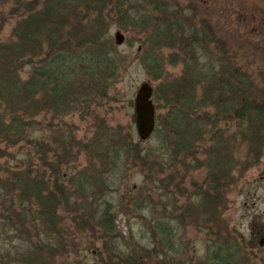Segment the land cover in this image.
<instances>
[{"label":"rangeland","instance_id":"obj_1","mask_svg":"<svg viewBox=\"0 0 264 264\" xmlns=\"http://www.w3.org/2000/svg\"><path fill=\"white\" fill-rule=\"evenodd\" d=\"M139 5L143 7L141 12L145 16L154 17L152 20H157L164 29L173 14L180 21H190L192 25L190 28L186 26L179 40L166 36V43L160 40L158 54L163 59L161 78L154 81L151 68L141 62L143 51L139 50L140 42L137 39L142 36L131 32L134 44L130 48L125 42L116 44L114 33L118 30L117 26L104 21L111 41L122 55L123 65L118 76L111 81L103 97L87 98V104L81 103L77 108L52 119L51 113L40 112L35 135L39 141L53 147L60 133L68 142L71 141L72 145L64 152L61 168L58 169L63 183L70 193H75L80 186V190L85 188V195H91V198L85 202V207H75L84 208L94 218L99 216L106 203L111 205L109 209L116 225L114 241L121 250L135 252L139 258L145 249L152 252V260L148 259L149 263L146 264H197L205 257L206 245L218 247L221 244L224 246L219 252L221 264H264V144L259 151L254 150L258 148V142L241 135L243 124L240 121L234 124L230 120H220L211 125L202 119L201 124H207L201 135L194 132L189 135L188 132L175 136L168 130L174 125L167 126L163 120L169 106H166V101L174 93L170 91V85H178L177 80L186 78L190 71L195 73L197 70H193V67L196 68L198 61L209 63V59L216 58L212 41L216 43L217 39L219 44L230 47L236 65L243 67L246 75H251L258 82V88L264 94V0H140ZM10 7V4L0 3V40H10L11 29L16 22L17 16L9 13ZM120 32L127 36L122 30ZM215 32L216 38L213 39ZM192 39L197 41L194 43ZM185 44L194 48L188 50ZM200 44L203 46L200 47ZM147 45L149 51L151 49V53L156 54ZM185 60L189 67L185 65ZM143 81L149 82L154 89L163 86L169 95L165 97L158 92L160 97L154 101V105L159 123L156 124V132L144 141L136 135L133 114L134 93ZM81 90L79 86L76 88L77 98L81 97ZM195 94L198 98L197 90ZM203 109L194 113L200 115L204 111H213ZM210 129L212 134L220 129L219 137L211 140ZM163 133L168 138L164 139ZM180 136L191 141L187 149L190 157L187 156L185 160L182 154L173 151L175 142L168 140H178ZM218 138L221 141L220 150H225L220 156L227 153L225 159L229 158V162L209 168L205 162L210 147L214 148ZM119 139H124L132 149L119 156L114 164L106 157L108 154L104 155L95 146L98 141L112 145L114 141L108 140ZM22 153L27 151L23 150ZM21 156L18 154L17 157ZM16 161L10 160L8 165L15 166L18 164ZM196 163L200 164L198 168L194 167ZM217 171L223 174L212 182L211 173ZM98 175L107 184L105 190L99 189L96 180L90 179ZM158 179H161L164 188L162 197V190L156 189ZM215 183L216 189L213 188ZM206 196H209V204L204 200ZM77 200L80 203L83 201L82 197ZM161 202L163 204L160 205ZM60 217L64 219L65 232L73 246L55 257L54 262L45 264L115 262L116 257L105 247L108 242L112 243V237H104L97 227L90 231L88 225L81 221L85 217L79 218L76 227L73 226L76 219L74 214L61 212ZM153 217L172 226L177 223L178 231L175 230L171 251L162 254L153 252V249H160L155 245L157 240H154V246L149 244L150 235L146 232L148 222ZM2 239L6 242L10 240L7 235L0 234V242ZM261 239L262 244L259 243ZM228 240L232 244L235 243L232 240H237L240 245L232 246Z\"/></svg>","mask_w":264,"mask_h":264},{"label":"trees","instance_id":"obj_2","mask_svg":"<svg viewBox=\"0 0 264 264\" xmlns=\"http://www.w3.org/2000/svg\"><path fill=\"white\" fill-rule=\"evenodd\" d=\"M0 3L10 4L9 13L17 16L10 40H0V234L10 239L0 242V264H45L54 262L55 257L70 250L73 243L68 241L61 212L76 216L74 227L79 225V218L85 217L81 221L88 225L90 231L97 227L104 237H112V243L108 242L105 247L116 257L113 264L149 263L152 252L145 249L139 258L135 252L123 251L116 245V225L109 203L95 218L84 208L77 209L78 206L85 207L91 195H85V188L80 190L82 186L75 193H70L58 170L64 152L72 143L62 133L56 138L54 147L39 141L35 135L39 123L37 117L40 112L51 113V119L59 117L81 103L87 104L92 97H103L107 93L123 63L104 21L115 24L127 34L123 42L129 48L134 44L131 32L142 36L137 39L140 42L138 49L143 51L140 59L151 68L154 81L163 73V59L158 54L160 40L166 43L165 36L179 40L186 26H192L191 22H182L173 14L167 27L162 25L164 29L156 18L154 22V17L141 12L140 0H0ZM212 37L216 38V32ZM196 41L192 39V42ZM212 42L216 58L209 59V63L198 61L196 68L191 65L193 70H197L195 73L190 71L186 78L177 80L178 85H170V91L174 93L166 101V106H169L163 120L167 126L174 125L168 130L175 136L188 132L189 135L193 132L201 135L207 124L203 122L202 125V119L211 125L220 120H230L234 124L240 121L243 124L241 135L258 142V148L255 146L254 150L259 151L264 144V94L258 88V82L251 75H246L243 67L236 65L230 47L219 44L218 39L216 43ZM147 43L156 54L151 53V49L149 51ZM193 45L185 44L184 47L193 49ZM184 62L189 67L188 61ZM76 85L82 88L80 98L76 97ZM163 89V86L153 89V101L160 97L159 91L165 97L168 95ZM203 108L213 111H204L200 115L194 113ZM155 121L154 132L159 123L157 116ZM219 130L212 134L210 129L211 140L219 137ZM165 133L164 139L168 138ZM71 138L74 139L73 136ZM179 138L168 140L175 142L173 151L182 154L185 160L190 157L187 149L191 141L185 136ZM108 141L114 143L98 141L95 147L104 155L108 154L106 157L111 163L116 164L119 156L132 149L124 139ZM220 142L219 138L215 141L216 150L210 147L205 162L209 168L229 162V158L225 159L227 153L220 156L225 151L220 150ZM23 150L27 153H22ZM18 154L22 156L18 158ZM10 160H17L18 164L8 165ZM199 166L196 163L194 167ZM221 174L222 171L211 173L210 180L216 182ZM90 179L96 180L99 189L108 188L99 175ZM161 179L157 180L156 189L162 190V197ZM109 184L112 185L111 182ZM213 188H217V183ZM79 197L83 199L81 203L77 200ZM216 197L219 198L217 194ZM204 200L209 204V196ZM140 206L139 203L138 208ZM147 226L149 244L154 246L153 242L157 240L155 245L160 248L153 249V252L171 251L175 230L178 231L177 223L172 226L153 217ZM232 241H235L234 244L229 241L232 246L239 244L237 240ZM206 246L205 257L197 264H221L219 252L224 246Z\"/></svg>","mask_w":264,"mask_h":264},{"label":"water","instance_id":"obj_3","mask_svg":"<svg viewBox=\"0 0 264 264\" xmlns=\"http://www.w3.org/2000/svg\"><path fill=\"white\" fill-rule=\"evenodd\" d=\"M124 41V35L120 30H116L114 33V42L121 44ZM152 86L147 82H141L133 98V112L136 135L140 140L147 139L154 127V105L152 102ZM262 244V239L259 242Z\"/></svg>","mask_w":264,"mask_h":264}]
</instances>
